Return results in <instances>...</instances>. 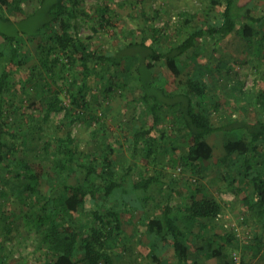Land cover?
Masks as SVG:
<instances>
[{
	"label": "trees",
	"instance_id": "1",
	"mask_svg": "<svg viewBox=\"0 0 264 264\" xmlns=\"http://www.w3.org/2000/svg\"><path fill=\"white\" fill-rule=\"evenodd\" d=\"M27 1L30 0H0V20L9 24L11 29L0 31L4 42L3 46L0 45V169L11 167L18 161L17 139L25 138L22 143L24 146L29 141L26 138L27 131L21 136L10 125L8 108L12 107L11 98L15 85L18 82L22 85L33 82L39 86L41 81L43 87H47L50 93L53 92L45 112L48 120L52 113L66 110L59 95V92L64 91L61 88L57 91L54 82L57 83L58 78L64 77L67 80L69 71L80 67V83L75 82L70 87L69 81H66V91L73 107L88 110L90 102L85 93L88 81L93 73H99L90 63L94 59L96 64H101L109 72L106 92L112 93L114 86H124L123 81L127 79L140 86V97L146 104L152 121L135 127L132 137L134 143L143 145L148 155L154 159L157 143L162 144L167 153L170 149L179 150L184 147L185 151L174 157L175 162L191 171V174L205 177L214 156L211 136L219 131L245 132L247 135L238 140H224V155L219 162L225 168L224 179L229 187L241 186L239 191L243 190L242 185L244 188L253 187V191L245 195L243 202L257 232L264 229V122H250L229 116L220 126L213 125L211 115L218 104L212 99L204 102L205 95L212 90V84L203 75L204 72L208 76L216 73V69L211 70V64L217 62L222 65V60L212 54L213 58L207 64H202L198 60L197 49L199 40H205L207 44L208 41H213L217 46L233 34L240 36L248 45L264 47V8L262 14L256 17L251 2L241 5L240 0H209L198 13L180 14L181 21L176 30L184 36L172 43L168 51L157 49L144 36L140 42L129 43L119 53L113 54L97 53L91 44L75 38L71 33L74 27L71 17H76L78 4L83 0H37L38 6L32 13L26 12L22 7ZM46 6L45 18L35 33L25 28L17 29L12 19L3 12V8L10 13L21 12L25 16L22 19L26 20L42 13ZM97 11L99 16L94 18L95 25L92 27L95 33L98 32V27L110 25L108 17L114 14L108 6H98ZM87 16L91 17L88 14ZM22 37L37 44L36 55L25 51L27 45ZM188 53H191L195 65L193 75L188 76L185 83L181 82L179 88L170 93L165 86L155 84L161 77L155 70L156 64H162L173 77L179 78L189 66L186 61ZM35 56L42 63L47 77H43L42 72L38 71L40 64L37 63H33L28 74L17 75V71L29 65ZM111 68L115 69L113 73ZM25 76L29 78L25 79ZM115 79H118V84ZM246 95L248 97L247 93ZM254 99L264 108V92L258 93ZM65 116L75 121L74 111ZM166 118L170 121V130L161 127ZM89 120L93 119L90 117ZM7 136L13 139L8 150L5 149ZM43 151L48 156L52 154L60 158L61 175H54L53 187L49 189L41 211L36 212L33 209L25 215L26 224L37 234L38 248L47 257L45 264H115V258L119 255H113L108 244L117 242L127 222L123 216L124 211H119L117 205L123 203L129 208L130 203H133L140 209L146 201H151L157 211L153 216L145 218L146 235L154 236L149 240L153 244L151 249L154 261L160 262L166 245L174 251L179 263L190 259V247H194L195 251L206 254L208 260H215L216 264H231V255L229 256L226 245L238 247L240 243L233 233L214 232L218 226L213 222L223 213L224 206L208 193L204 183H197L196 188L189 191L188 198L174 205L172 200L175 191L171 186L165 188L162 178L158 176H143L134 185L142 194H130L125 188L124 178L130 174L132 168L125 170L122 176L117 175V166L112 157L114 149L110 144H104L98 156L87 154L79 149L76 138L69 131L64 137L45 141ZM71 173L80 176L76 186L65 180L64 174ZM100 181H103L102 194L98 191ZM61 187L62 192H53V188ZM21 189L22 194L30 190L23 184ZM31 191L34 194L41 193L40 190ZM150 191L155 194L146 195ZM99 198L102 201L98 204ZM117 199L120 201L117 202ZM87 203L95 204L96 208L92 212V218L87 221L86 217V221L81 223L80 230L84 233L88 229L86 234H94L91 235L93 240L80 238L82 232L67 230L65 225L68 220L73 219L74 214L87 213ZM242 247L249 256V261L243 258L242 264H251L261 252L263 237L259 233L249 244ZM156 248L161 251L159 254Z\"/></svg>",
	"mask_w": 264,
	"mask_h": 264
},
{
	"label": "rangeland",
	"instance_id": "2",
	"mask_svg": "<svg viewBox=\"0 0 264 264\" xmlns=\"http://www.w3.org/2000/svg\"><path fill=\"white\" fill-rule=\"evenodd\" d=\"M208 2L209 0H83L78 4L79 10L76 11V17L70 16L74 25L71 33L75 38H81L91 44L97 53L117 54L127 44L134 41L140 42L144 36L148 37V43H154L157 49L165 52L172 43L184 36L176 30L181 21L180 14L200 12ZM249 2L254 6V16H260L264 8V0H240L241 5ZM37 6V0H30L25 2L22 7L26 12L32 13ZM98 6H108L111 11H114V14L112 17H108L111 24L104 28L98 27V32L95 33L92 27L95 25L94 18L99 16ZM46 8L47 6L42 13L35 14L26 20L22 19L25 16L21 12L10 13L5 8H3V12L12 19L17 29L25 28L32 31L31 33H35L45 18ZM80 10L84 12L82 13ZM174 16L177 21L172 23L171 19ZM10 30L9 24L0 20V31ZM22 39L26 41L25 51L36 55L37 44L30 42L26 37H22ZM3 43V39L0 37V45L3 46ZM212 44L213 41H208L207 44V41L199 40L197 48L200 51L201 62L207 63L211 59L214 51L212 52L213 46L209 45ZM206 45L209 47L208 51L205 50ZM263 49L264 47L256 46V44L254 46L246 44L237 34L231 35L219 46L217 56L220 54L224 57L223 59L228 56L229 61L224 66L223 63L222 65H218L216 62L211 64L212 69H216L212 83L213 91L220 95V103L225 104L224 116L236 115V119L245 118L250 122H256L258 119L264 120L262 105H257L252 98L257 92H264ZM36 59L35 56L29 65H26L21 71H17V75L28 74L33 63H37L40 64V68H37L38 71L42 72L43 77H47L41 66L42 63ZM90 63L99 73H93L88 81V88L85 92L86 98L90 102L88 110L73 107L66 91V81H69L70 87L75 82L80 83L82 78L80 67L75 71H69L67 80L63 76L64 78L57 79V83L53 81L57 91L61 89L64 91L59 92V95L66 110L52 113L48 120L45 118V112L53 92L50 93L47 87H43L41 81L39 86L33 82L28 85L18 82L15 85L11 98L12 107L8 108V117L13 131L18 130V134L21 136H24L23 133L27 131L26 138L29 141L27 146H24L22 143L25 138L17 139L16 143L19 149L16 158L18 161L11 167L0 169V264H45L47 257L44 251L38 248L37 234L32 227L26 224L25 214H29L33 209L36 212L41 211L44 199L49 189L53 187L54 175H61L60 158L52 154L50 156L45 154L43 143L52 138L64 137L69 131L76 138L79 149L87 154L98 156L104 144L112 145L114 149L112 157L117 166V175L122 176L125 170L129 167L132 168L130 174L124 178L125 188L130 194H142V191L134 187L135 183L140 181L143 176L154 175L162 178L161 181L164 182L165 188L171 186V189L175 191L172 200L175 205L188 198L189 191L196 188L197 183H204L208 193L217 198L224 206L221 217L213 222L218 226L217 230L221 233H233L240 243L238 247L226 245L229 256L232 251L237 250L242 259L249 261V256L243 251L242 245L249 244L252 238L260 233L263 237V247L251 264H264V229L257 232V228L249 218V210L243 202L245 195L252 192L253 187L244 188L242 185V191H239L241 186L229 187L224 179L225 168L219 162L224 155L223 141L227 135L220 131L211 136L210 142L214 147V156L210 161L209 171L206 173L208 175L205 177L193 175L191 171L175 162L176 155L185 151L184 147H180L179 150L170 149L167 153L164 146L157 143L154 148L156 159L150 157L146 148L141 144L136 145L132 137L135 127L152 121L147 113V106L140 97V86L127 79L123 81L124 86H114L112 93H108L105 86L109 81V72L101 64H96L94 59H91ZM155 70L161 75L162 80L159 83L171 91L179 88L181 80L182 82L186 80L185 75L190 69L186 70L179 78L173 77L162 64H156ZM113 71L115 69L111 68L112 73ZM28 78L29 76H25V79ZM15 80L17 81V76ZM115 82L118 84V79H115ZM230 82H232V88L229 92L230 95L226 96L225 92L229 88ZM227 84L228 88L225 87ZM246 93L248 98L244 102L243 98L247 96ZM226 98H229V104L225 102ZM239 104L243 105L244 109L238 106ZM70 111H74L75 121L65 116ZM90 117L93 119L92 121L89 120ZM211 119L215 126L221 123L219 114H214ZM161 127L170 130L171 125L168 118ZM241 136L243 134L236 133L233 138ZM12 141L13 139L6 137V150ZM64 176L66 179L64 177L63 179L67 180L68 184L78 185L80 177L78 174L71 173L64 174ZM102 183L103 181L99 183V194L104 191ZM22 184L30 189L24 194H22V189L20 190ZM31 190H40L41 193L34 194ZM54 191L62 192V187L53 188ZM150 194L155 193L150 191L146 195ZM101 201L102 198L97 199L98 204ZM118 201L120 200L117 199ZM117 202L114 203L117 205ZM117 206L119 211H124L123 216L126 217L127 222H125L123 234L118 236L117 242L112 241L108 246L113 255H119L115 258V264H135V248L140 246L136 244L135 236L128 235L137 230V225L132 224V220L139 215L151 217L157 211L151 201H146L141 207L142 209H138L133 203H130L129 208H126L123 203ZM95 208V204L87 203V213L84 215L74 214L73 219L68 220L65 224L67 230L82 232L80 230L81 223L86 221V217L87 221L92 218ZM86 232L88 229L84 233H80V238L87 237L93 240L91 235L94 234H86ZM206 264H216V261L210 259Z\"/></svg>",
	"mask_w": 264,
	"mask_h": 264
},
{
	"label": "crops",
	"instance_id": "3",
	"mask_svg": "<svg viewBox=\"0 0 264 264\" xmlns=\"http://www.w3.org/2000/svg\"><path fill=\"white\" fill-rule=\"evenodd\" d=\"M231 36V35H230ZM229 36V37H230ZM229 37H227L226 39L228 40V38ZM225 39V40H226ZM224 42V41H223ZM222 42V43H223ZM222 43H220L219 45H215V44H212V45H209V46H213V50L215 51V52H213V50H212V52H213V55H215L218 59H221L222 60V63H223V66L225 65V64H227L228 63V61H229V59H228V56L227 57H225V59H223L224 57L222 56V55H220L219 54V56H217V54H218V50H219V46L222 44ZM169 49V48H168ZM168 49L166 50V51H168ZM198 49V48H197ZM208 49H209V47L206 45L205 46V50H207L208 51ZM198 51H199V49H198ZM198 58H200V51H199V57ZM213 58V57H212ZM211 58V59H212ZM199 61H200V59H198ZM186 61L188 62V64L189 63H191L190 64V66H188V68H187V70H189V72L185 75L186 76V80L184 81V83L187 81V78H188V76H192L193 75V72H194V65H195V61H193V59H192V55H191V53H188V55H187V57H186ZM153 62V61H152ZM201 62V61H200ZM208 62H209V60H208ZM207 62V63H208ZM202 64H207V63H205V62H201ZM217 63V62H216ZM153 64L155 65L156 64V62H153ZM214 64V63H213ZM218 64V63H217ZM193 65V66H192ZM212 66V65H211ZM211 68V67H210ZM211 70H212V68H211ZM186 72V71H185ZM204 79H207V81L210 83V84H212V90H210V93L209 94H207V95H205V98H204V102H208V101H210L211 99H212V101H216V103L218 104V107H217V109H216V111L211 115V118H212V116L214 115V114H219V118H220V120H221V123L218 125V126H220L222 123H223V121L224 120H226V118H229V116H231L230 114L228 115V116H224V113H225V110H224V106H225V104L224 103H220V95H217V93L215 92V91H213L214 90V86H213V83H212V81H213V73H212V75L211 76H208L207 75V73L206 72H204ZM181 77V76H180ZM162 79H161V77L159 78V80L158 81H156V85H160V81H161ZM180 82H182V80L180 81ZM226 88H228V84L225 86ZM231 88H232V82H230L229 83V88L227 89V91L225 92L226 93V96H229L230 94H229V92L231 91ZM177 89H175V90H171V91H168L167 89H166V91L167 92H174V91H176ZM258 94V92L256 93V95ZM255 95V96H256ZM254 96V97H255ZM254 97H252L253 99H254ZM247 98L248 97H246V96H244V102H246V100H247ZM255 100V99H254ZM225 102L226 103H228L229 104V102H230V100H229V98H226L225 99ZM255 102H256V100H255ZM256 104L258 105V102H256ZM260 105V104H259ZM238 106H240L242 109H244V106L243 105H238ZM262 108H263V105H262ZM263 110H264V108H263ZM234 116V117H233ZM233 116H231L232 118H236V115H233ZM239 119H244L245 120V118H239ZM258 120H261V119H258ZM261 121H263L264 122V120H261ZM220 132V131H219ZM221 132H223L225 135H227V138H233L234 137V135H236V133H240L241 135L243 134V136H241V137H244V136H246L247 134H245V132H242L241 130H234V131H230V132H224V131H221ZM230 135H233V136H231L230 137ZM240 137V138H241ZM240 138H233V139H236V140H238V139H240ZM224 142V141H223ZM139 209V208H138ZM141 209V208H140ZM140 211V210H139ZM145 218H147V217H145L144 215H139V216H137L135 219H133L132 220V224H136L137 225V230L136 231H132L131 233H129L128 235L129 236H135L136 237V244H138L140 247H138V248H135V250H136V254H134V260H136L135 261V264H206L207 263V261H208V258H207V255L206 254H204L203 252H197V251H195L194 250V247H190L191 248V251H192V253H191V256H190V259L187 261V262H182V263H179L178 262V260L176 259V257H175V253H174V251L171 249V247L170 246H166L165 245V252L163 253V254H161V259H160V262H157V261H154V259L152 258V249L151 248H153L152 246H153V244L152 243H150V241L149 240H151V239H153L154 238V236L153 235H151L150 237L148 236L147 237V235H146V227H145ZM136 221V222H135ZM141 230V231H140ZM214 232L216 233V234H218V230L216 229V230H214ZM167 244H168V242H166ZM156 252L159 254V252H161L160 250H159V248H156ZM162 257H163V259H162Z\"/></svg>",
	"mask_w": 264,
	"mask_h": 264
},
{
	"label": "built area",
	"instance_id": "4",
	"mask_svg": "<svg viewBox=\"0 0 264 264\" xmlns=\"http://www.w3.org/2000/svg\"><path fill=\"white\" fill-rule=\"evenodd\" d=\"M177 21V18L174 16L172 19H171V22L172 23H175ZM195 181V179H194ZM222 214H220L216 219H219L221 217ZM231 264H242V258H241V255L239 253V251H234L232 254H231Z\"/></svg>",
	"mask_w": 264,
	"mask_h": 264
}]
</instances>
